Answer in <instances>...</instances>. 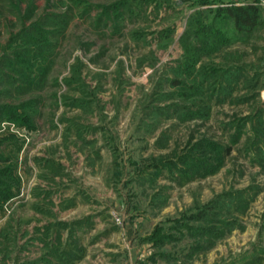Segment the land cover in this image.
<instances>
[{"label": "rangeland", "instance_id": "374dc122", "mask_svg": "<svg viewBox=\"0 0 264 264\" xmlns=\"http://www.w3.org/2000/svg\"><path fill=\"white\" fill-rule=\"evenodd\" d=\"M263 2L0 0V264H264Z\"/></svg>", "mask_w": 264, "mask_h": 264}, {"label": "trees", "instance_id": "16d2710c", "mask_svg": "<svg viewBox=\"0 0 264 264\" xmlns=\"http://www.w3.org/2000/svg\"><path fill=\"white\" fill-rule=\"evenodd\" d=\"M216 16L222 18L223 20H231L234 29L237 32L249 33L254 31L255 28H258L261 25L260 9L257 6L250 4L247 5H226L218 7L216 10ZM219 33H216L218 35ZM241 69L235 68V73H241ZM231 74L230 71H223L222 76ZM225 82V80H224ZM9 195H6L5 198H8Z\"/></svg>", "mask_w": 264, "mask_h": 264}, {"label": "built area", "instance_id": "2783aa9c", "mask_svg": "<svg viewBox=\"0 0 264 264\" xmlns=\"http://www.w3.org/2000/svg\"><path fill=\"white\" fill-rule=\"evenodd\" d=\"M175 3H181V2H185V1H187V0H173ZM263 4V6H264V2L262 3Z\"/></svg>", "mask_w": 264, "mask_h": 264}]
</instances>
